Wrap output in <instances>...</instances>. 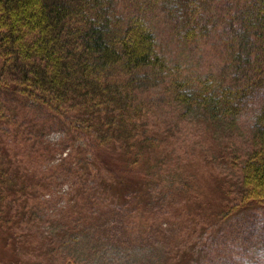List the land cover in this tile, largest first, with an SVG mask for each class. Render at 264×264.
<instances>
[{
    "label": "rangeland",
    "instance_id": "rangeland-1",
    "mask_svg": "<svg viewBox=\"0 0 264 264\" xmlns=\"http://www.w3.org/2000/svg\"><path fill=\"white\" fill-rule=\"evenodd\" d=\"M254 1H210L205 19L212 30L198 40L180 37L175 20L163 9L148 14L158 49L172 67L165 80L153 82L142 94L148 107L145 129L160 141L152 152V211L143 207L141 191L131 202L139 210L130 204L115 214L113 201L122 189L107 193L98 173L75 167H83L77 146L84 142L69 138L50 110L0 89V102L12 121L0 130V156L17 167L14 175L27 190L3 213L0 264H126L125 256L138 248L144 253L152 249L153 260L132 256V264H187L178 262L180 255L189 250L197 255L200 247L209 254L206 261L200 255L201 264H264V207L219 217L241 200L242 166L255 146L254 123L264 106V89L248 99L236 118L212 119L201 109L188 111L175 98L172 81L181 77L197 84L200 76H222L234 27L242 25V14ZM54 173L57 179H49ZM130 182L133 188H146L140 178ZM81 227L87 237L79 235L67 245Z\"/></svg>",
    "mask_w": 264,
    "mask_h": 264
},
{
    "label": "trees",
    "instance_id": "trees-1",
    "mask_svg": "<svg viewBox=\"0 0 264 264\" xmlns=\"http://www.w3.org/2000/svg\"><path fill=\"white\" fill-rule=\"evenodd\" d=\"M210 1L0 0V89L50 110L63 122L69 138L84 142L77 146L83 167H75L98 173L107 193L122 189L121 197L113 201L115 214L130 204L133 211L139 210L131 202L141 191L146 195L145 210L155 208L151 162L160 141L145 129L148 107L142 94L153 82L165 80L172 67L158 49L148 14L163 9L175 20L180 37L198 40L212 30L205 19ZM241 18L222 76H200L197 84L172 79L175 98L188 111L201 109L212 119L236 118L248 99L264 89V0L254 1ZM5 110L0 102V130L12 122ZM253 140L254 149L242 166L241 200L219 214L221 219L264 207V106L256 116ZM1 156L0 223L6 206H16L27 192L14 175L17 167L8 160L5 164ZM51 178L57 179L56 174ZM133 178H140L146 192L131 186ZM81 228L68 231L73 236L66 239L67 245L79 235L87 237ZM138 249L125 256L126 264H132V256L153 260L152 249L146 253ZM198 252L186 251L178 262L201 264L200 255L206 261L209 254L206 247Z\"/></svg>",
    "mask_w": 264,
    "mask_h": 264
}]
</instances>
